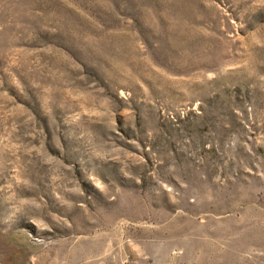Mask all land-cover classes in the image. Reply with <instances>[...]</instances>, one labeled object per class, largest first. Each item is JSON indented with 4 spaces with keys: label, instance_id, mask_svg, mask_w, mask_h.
I'll return each instance as SVG.
<instances>
[{
    "label": "rangeland",
    "instance_id": "374dc122",
    "mask_svg": "<svg viewBox=\"0 0 264 264\" xmlns=\"http://www.w3.org/2000/svg\"><path fill=\"white\" fill-rule=\"evenodd\" d=\"M0 264H264V0H0Z\"/></svg>",
    "mask_w": 264,
    "mask_h": 264
}]
</instances>
